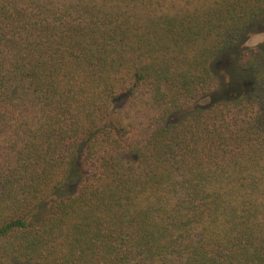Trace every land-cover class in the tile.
I'll list each match as a JSON object with an SVG mask.
<instances>
[{
    "label": "trees",
    "instance_id": "1",
    "mask_svg": "<svg viewBox=\"0 0 264 264\" xmlns=\"http://www.w3.org/2000/svg\"><path fill=\"white\" fill-rule=\"evenodd\" d=\"M255 32L264 0H0V264H264Z\"/></svg>",
    "mask_w": 264,
    "mask_h": 264
},
{
    "label": "rangeland",
    "instance_id": "2",
    "mask_svg": "<svg viewBox=\"0 0 264 264\" xmlns=\"http://www.w3.org/2000/svg\"><path fill=\"white\" fill-rule=\"evenodd\" d=\"M257 46H263L264 47V32H255V33L250 34L247 37V39L245 40L241 49L246 48V47H257ZM226 62H227V60H226ZM218 68L220 70H223L225 68V64H220L218 66ZM42 213H44V211Z\"/></svg>",
    "mask_w": 264,
    "mask_h": 264
}]
</instances>
